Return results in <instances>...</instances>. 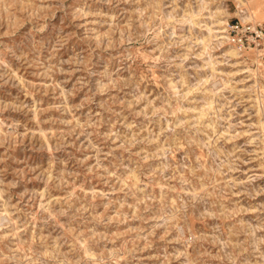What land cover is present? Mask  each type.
<instances>
[{
	"label": "rangeland",
	"instance_id": "374dc122",
	"mask_svg": "<svg viewBox=\"0 0 264 264\" xmlns=\"http://www.w3.org/2000/svg\"><path fill=\"white\" fill-rule=\"evenodd\" d=\"M237 1L0 0V264H264Z\"/></svg>",
	"mask_w": 264,
	"mask_h": 264
},
{
	"label": "bare ground",
	"instance_id": "6f19581e",
	"mask_svg": "<svg viewBox=\"0 0 264 264\" xmlns=\"http://www.w3.org/2000/svg\"><path fill=\"white\" fill-rule=\"evenodd\" d=\"M238 2V7H239V9H238V12H239V14L242 16V18H243V20L245 21V22H247V23H249V22H258V20H256V17H255V14H253L252 12H250V11H248V9H246L244 6L246 5V0H238L237 1ZM247 7V6H246ZM196 14V13H195ZM220 20V19H219ZM222 20V19H221ZM195 21V20H194ZM222 23H224V24H226L227 22H226V20H224V21H222ZM227 31H228V29L226 28V26H224V29H223V32L224 33H227ZM218 36V35H217ZM223 38H224V42H227V41H232L233 40V38L232 37H230L229 35H227V34H225L224 36H223ZM234 49L235 50V48L233 47V46H231V49ZM263 50L264 49H256V52H257V54L258 55H262V52H263ZM237 52V51H236ZM257 63L258 64H262V62H260L261 61V58L259 57L257 60ZM214 68V67H213ZM256 85H257V83H256ZM212 101V100H211ZM0 128H1V126H0Z\"/></svg>",
	"mask_w": 264,
	"mask_h": 264
},
{
	"label": "built area",
	"instance_id": "2783aa9c",
	"mask_svg": "<svg viewBox=\"0 0 264 264\" xmlns=\"http://www.w3.org/2000/svg\"><path fill=\"white\" fill-rule=\"evenodd\" d=\"M234 27L238 28L239 26H234ZM250 28H252V27L250 26ZM234 31H238V30H234ZM252 31L253 32H251V36L254 38L255 43L261 44V41H263V39H264V27L262 25H257L256 30H252ZM247 33H249V32H244V34H242V36L240 37V40L243 44H245V40H248V38L246 37ZM254 34H255V36H254ZM254 40L252 43H254Z\"/></svg>",
	"mask_w": 264,
	"mask_h": 264
}]
</instances>
